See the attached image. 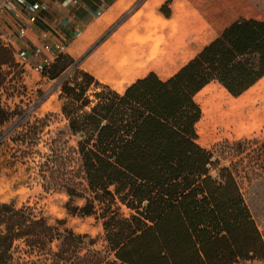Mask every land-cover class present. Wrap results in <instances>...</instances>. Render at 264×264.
Instances as JSON below:
<instances>
[{
    "label": "trees",
    "instance_id": "obj_1",
    "mask_svg": "<svg viewBox=\"0 0 264 264\" xmlns=\"http://www.w3.org/2000/svg\"><path fill=\"white\" fill-rule=\"evenodd\" d=\"M172 2L161 6L166 16ZM83 59L66 53L43 71L60 79L62 113L78 137L72 148L78 166L69 170L70 154L54 138L41 175L46 187L68 194L71 214L101 223L105 248H94L89 234L57 228L31 207L0 202V264H32L22 251L50 264L264 260V237L235 173L198 142L196 100L214 81L238 97L264 77V18L232 21L170 78L150 72L122 92L83 69ZM16 61L0 39V89L5 66H19ZM12 116L0 103V124Z\"/></svg>",
    "mask_w": 264,
    "mask_h": 264
},
{
    "label": "rangeland",
    "instance_id": "obj_2",
    "mask_svg": "<svg viewBox=\"0 0 264 264\" xmlns=\"http://www.w3.org/2000/svg\"><path fill=\"white\" fill-rule=\"evenodd\" d=\"M184 1L190 9L187 17L194 21L196 41L177 43L176 63L169 65L173 57L166 47L168 43H106L91 57L89 66L102 79L118 83L120 90L123 82L150 69L160 70L158 73L165 78L196 56L232 21L243 17L264 18V0ZM181 2L183 0L176 3ZM177 19L183 21L181 14L178 13ZM198 31L203 32L199 34ZM99 44H93L82 56H68L75 60L84 57L82 67L88 70L87 58ZM16 62L19 66H5L7 81L0 89V103L14 114L0 124V202L31 207L38 216H44L61 230L73 229L96 238L93 247L104 249L101 223L94 216L71 214L66 204L68 194L46 187L41 175V162L51 153L49 147L54 138L70 154L69 170L76 171L78 166L77 155L72 149L78 137L70 132L62 113L60 79L45 76L35 69L33 62ZM196 100L202 108V118L197 123L198 142L214 152L221 166L233 170L264 237V77L239 97L214 81L196 95ZM38 119L44 121L39 123V129L31 132L30 127ZM56 175L63 177V173ZM82 202L75 200L77 204ZM19 255L24 261L31 260L32 264L51 263L44 256L23 251ZM240 264H264V260Z\"/></svg>",
    "mask_w": 264,
    "mask_h": 264
},
{
    "label": "crops",
    "instance_id": "obj_3",
    "mask_svg": "<svg viewBox=\"0 0 264 264\" xmlns=\"http://www.w3.org/2000/svg\"><path fill=\"white\" fill-rule=\"evenodd\" d=\"M66 1L50 0V10L40 14L38 21L29 31L26 41L17 38L15 35L10 37L15 57L17 51L26 47V44H40L41 31L46 29L55 30L57 34L54 39L57 40L71 37L67 53L74 56V58L82 56L93 44L100 43L95 50L90 52L87 58L89 69L82 68L90 73L93 72L92 74L100 81L122 92L137 78L144 77L150 72H156L161 77L158 73L160 70L150 69L129 82H123L124 87L120 90L118 89L120 87L118 83L102 79L89 66L91 57L96 55L106 43H168L166 47L173 57V60L169 63L171 65L177 62V43H194L196 41L193 38L194 21L189 20L187 17L190 9L184 0L179 3L180 6L176 3L177 0H173L170 5V16H166L161 11V6L166 0H72L70 3ZM100 9L102 13L98 14ZM178 13L181 14L183 21L179 22L177 19ZM200 22H202V19ZM203 24H201V28ZM16 26L17 20L14 14L4 13L0 15L1 39L4 41L9 32L14 30ZM76 28H79L81 33L75 36L74 30ZM198 32L200 34L203 31ZM103 37L104 39H102ZM191 59L192 57L183 65ZM31 62L35 65L36 60L30 57L28 63ZM178 70L165 78H161L168 79Z\"/></svg>",
    "mask_w": 264,
    "mask_h": 264
},
{
    "label": "built area",
    "instance_id": "obj_4",
    "mask_svg": "<svg viewBox=\"0 0 264 264\" xmlns=\"http://www.w3.org/2000/svg\"><path fill=\"white\" fill-rule=\"evenodd\" d=\"M70 3L72 0H67ZM51 8L50 0H1L0 1V15L4 13H12L17 20V26L14 30L10 31L5 40L7 45L11 46L10 37L16 36L17 38L26 41L29 31L33 25L38 21L40 14L49 11ZM102 10L98 11L101 14ZM75 36L81 33L79 28L75 30ZM56 31L46 29L41 31L40 44L30 45L17 51L16 59L21 63H28L30 57L36 60L35 69L42 72L51 66L61 55L67 53L71 37H64L62 39H54Z\"/></svg>",
    "mask_w": 264,
    "mask_h": 264
}]
</instances>
